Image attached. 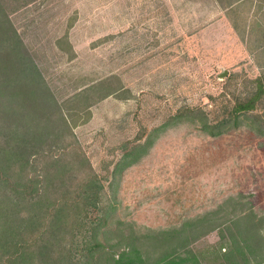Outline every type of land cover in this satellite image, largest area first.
Returning a JSON list of instances; mask_svg holds the SVG:
<instances>
[{"label":"rangeland","instance_id":"374dc122","mask_svg":"<svg viewBox=\"0 0 264 264\" xmlns=\"http://www.w3.org/2000/svg\"><path fill=\"white\" fill-rule=\"evenodd\" d=\"M7 1L64 108L97 84L74 127L103 184L82 229L102 244L92 263L140 252L156 264L187 249L179 229L185 256L219 264L229 237L255 224L263 245L245 250L264 264V97L237 126H217L264 76V0Z\"/></svg>","mask_w":264,"mask_h":264},{"label":"trees","instance_id":"16d2710c","mask_svg":"<svg viewBox=\"0 0 264 264\" xmlns=\"http://www.w3.org/2000/svg\"><path fill=\"white\" fill-rule=\"evenodd\" d=\"M254 5L253 14L262 7ZM255 82L252 96L237 101L219 128L237 126L256 109L264 97V76ZM95 87L89 85L64 108L14 26L8 1L0 0V264H93L102 244L82 236V229L92 223L88 213L99 205L103 184L79 149L74 127L90 117L92 103L78 104ZM262 125L260 121V129ZM246 226L243 238L229 237L219 264H254L245 249L261 248L263 238L253 232L255 224ZM177 230L171 233H180L187 249L175 250L156 264H200L184 255L191 241ZM130 254L125 264L142 263L140 252Z\"/></svg>","mask_w":264,"mask_h":264},{"label":"water","instance_id":"95a60500","mask_svg":"<svg viewBox=\"0 0 264 264\" xmlns=\"http://www.w3.org/2000/svg\"><path fill=\"white\" fill-rule=\"evenodd\" d=\"M224 73H226V71ZM224 73H221V75H224Z\"/></svg>","mask_w":264,"mask_h":264},{"label":"crops","instance_id":"0c3cea01","mask_svg":"<svg viewBox=\"0 0 264 264\" xmlns=\"http://www.w3.org/2000/svg\"><path fill=\"white\" fill-rule=\"evenodd\" d=\"M254 7H255V5H254Z\"/></svg>","mask_w":264,"mask_h":264}]
</instances>
